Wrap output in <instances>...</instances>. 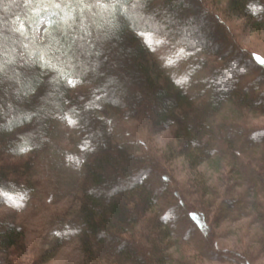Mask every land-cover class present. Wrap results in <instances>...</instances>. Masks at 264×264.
Wrapping results in <instances>:
<instances>
[{
  "label": "trees",
  "instance_id": "16d2710c",
  "mask_svg": "<svg viewBox=\"0 0 264 264\" xmlns=\"http://www.w3.org/2000/svg\"><path fill=\"white\" fill-rule=\"evenodd\" d=\"M184 6V0H0V26L4 21L9 28L6 33L0 30V203L15 211L24 208L31 188L22 177L45 151V137L66 122L77 132L81 154L79 222L74 232L88 264H166L169 257L163 252L171 244L166 222L152 214L157 195L145 184L153 172L161 171L168 179L164 167L149 155L129 153L99 115L142 117L156 129L174 126L175 140L194 168L213 153L212 145L205 148L202 140L213 137L211 123L223 103L245 108L249 104L247 95L235 91V82L226 88L221 83L232 72V63L240 62L237 55L226 58L229 52L219 56L222 66L208 68L209 95L199 113L192 112L193 101L183 89L188 80L178 87L156 71L143 35L164 37L184 63L208 49L206 43L191 39V18L179 25L173 21ZM190 9L209 14L198 0H192ZM229 9L250 19L264 16L263 0H231ZM112 38L128 63L125 74L137 82L139 103L109 96L110 79L79 65L80 43L99 58L100 49L107 53ZM206 63H187L185 77H192ZM49 87L56 92L48 94ZM35 98L45 104L35 107L34 113L26 112L25 107L36 105ZM8 108L15 114L4 118ZM24 156L26 162H14ZM187 217L198 223L203 216L189 211ZM137 228L148 232L144 244L135 238ZM21 237L18 227L0 224V254L17 247Z\"/></svg>",
  "mask_w": 264,
  "mask_h": 264
},
{
  "label": "rangeland",
  "instance_id": "374dc122",
  "mask_svg": "<svg viewBox=\"0 0 264 264\" xmlns=\"http://www.w3.org/2000/svg\"><path fill=\"white\" fill-rule=\"evenodd\" d=\"M230 1L198 0L214 19L192 11V0H184V8L176 11L173 21L179 25L191 18V39L208 47L190 62H180L177 51L171 49L164 37H142L150 47L149 56L156 71L163 78L176 85L188 80L183 89L193 101V113L201 112L200 104L207 101L206 80L211 76L208 68L222 66L219 56L229 52L226 58L237 55L235 58L242 61L232 63V72L224 75L221 83L226 88L235 82V91L248 96V108L224 102L213 116V137L202 140L205 148L212 145L210 159L191 168L184 158L183 145L175 140L174 126L156 129L142 117L99 115L114 140L129 153L149 155L160 162L159 167H164L168 179L161 176V171L153 172L145 184L157 195V207L152 214L165 221L170 230L171 244L165 245L163 252L169 257L166 264H264V16L250 19L232 13ZM7 26L3 21L4 30L1 26L0 30L6 33ZM43 28L44 25L40 31ZM114 42L112 38L106 45L107 53L100 49L99 58L90 54L87 44L80 43L79 65L92 67L101 77L110 79L106 83L109 96L139 103L137 82L125 74L128 63L123 62L121 50ZM187 63L206 65L186 78ZM51 91L49 87L48 94ZM34 100L36 105L25 107L26 112L34 113L35 107L45 104ZM14 114L8 108L4 118ZM44 141L45 151L22 177L31 188L24 208L15 211L0 203V224L14 225L22 232L18 246L0 254V264H88L74 232L79 222L82 175L77 132L66 122H60L55 133ZM26 157L14 162H26ZM189 211L203 217L198 223L189 220ZM165 214L168 216L162 219ZM147 234V230L137 228L135 238L144 244Z\"/></svg>",
  "mask_w": 264,
  "mask_h": 264
},
{
  "label": "snow or ice",
  "instance_id": "6c2138e0",
  "mask_svg": "<svg viewBox=\"0 0 264 264\" xmlns=\"http://www.w3.org/2000/svg\"><path fill=\"white\" fill-rule=\"evenodd\" d=\"M68 83H69L70 85L74 84V82H73L72 80H69Z\"/></svg>",
  "mask_w": 264,
  "mask_h": 264
}]
</instances>
